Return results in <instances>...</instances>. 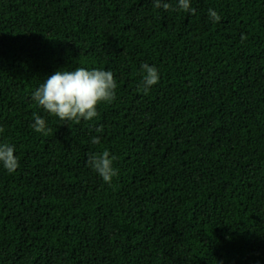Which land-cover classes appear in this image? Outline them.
Returning <instances> with one entry per match:
<instances>
[{
    "label": "trees",
    "instance_id": "16d2710c",
    "mask_svg": "<svg viewBox=\"0 0 264 264\" xmlns=\"http://www.w3.org/2000/svg\"><path fill=\"white\" fill-rule=\"evenodd\" d=\"M190 4L0 0V144L20 164L0 165V264H264V0ZM77 67L111 71L115 99L62 121L32 94ZM104 150L110 184L88 166Z\"/></svg>",
    "mask_w": 264,
    "mask_h": 264
},
{
    "label": "clouds",
    "instance_id": "9594fccd",
    "mask_svg": "<svg viewBox=\"0 0 264 264\" xmlns=\"http://www.w3.org/2000/svg\"><path fill=\"white\" fill-rule=\"evenodd\" d=\"M154 7L165 11H176L177 8L184 12L195 14L191 8L190 0H177L174 8L169 0H153ZM209 19L219 22L220 16L212 8L208 9ZM247 37L242 35L241 39ZM142 86L144 94H147L152 86L159 82V71L155 66L147 63L141 65ZM117 83L111 71L101 69L88 70L77 67L75 70H57L45 79V82L33 92L32 99L36 104L50 115L58 117L62 121H75L81 119L91 121L98 116L97 108L102 103H111L115 99ZM34 122L31 127L36 133L51 131L47 127L46 120L40 115L33 114ZM4 129L0 127V133ZM98 133L102 128H97ZM92 144H100L99 136L91 137ZM15 148L7 143L0 144V165L9 173H15L20 167L15 155ZM116 157L111 156L108 150L102 153H90L88 166L99 175L103 182L110 184L118 174L113 162Z\"/></svg>",
    "mask_w": 264,
    "mask_h": 264
}]
</instances>
